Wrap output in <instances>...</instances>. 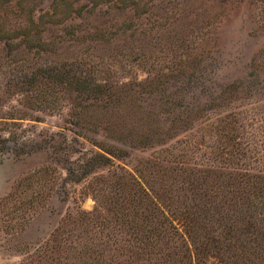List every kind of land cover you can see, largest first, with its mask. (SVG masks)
Wrapping results in <instances>:
<instances>
[{"label":"rangeland","instance_id":"374dc122","mask_svg":"<svg viewBox=\"0 0 264 264\" xmlns=\"http://www.w3.org/2000/svg\"><path fill=\"white\" fill-rule=\"evenodd\" d=\"M0 25L19 44L0 42V264H167L185 230L231 243L264 227V199L237 181L264 178V0H0ZM66 55L99 57L112 80H158L148 97L168 110L151 112L162 135L81 173L92 140L114 143L89 129L95 117L72 125L64 100L36 109L3 86ZM127 113L124 130L142 124ZM177 115L188 117L170 127ZM203 253L190 264H223ZM258 254L264 264V243Z\"/></svg>","mask_w":264,"mask_h":264},{"label":"trees","instance_id":"16d2710c","mask_svg":"<svg viewBox=\"0 0 264 264\" xmlns=\"http://www.w3.org/2000/svg\"><path fill=\"white\" fill-rule=\"evenodd\" d=\"M122 7L125 8L126 4H123ZM91 10L92 8L85 11L88 13ZM75 15L79 17L81 14L76 10ZM27 22L31 24L32 21L29 19ZM4 28L3 25H0V42H2V49L10 53V50L15 49L19 44H15L13 48V37L9 36L7 29L5 30ZM127 28L128 26H125L123 29L127 30ZM97 36L98 38L92 39H103L101 35ZM35 40L39 42L38 38ZM21 41L27 46L32 44L31 40H23L22 38ZM44 45V42H39L37 45V47L42 46L40 48L42 53L55 54L53 50H46ZM96 59L98 61H86L77 55H66L61 57V59L55 57V59L43 62L42 66L8 73L10 77L4 81L3 85L5 89L11 86L14 89L17 88L21 97L31 101L36 109L51 107L56 110L59 108V101L64 100L68 104L70 112L69 123L72 125L88 127L91 117H95L93 120L95 122H92L95 124V128L91 127L89 129L92 132H97L96 127L100 125L103 138L114 143L106 145L103 141L92 140V144L99 150L94 151L84 161L81 173L102 165L108 161V156L121 157L125 155L126 151L123 147L147 145L153 138L162 135L163 129L156 128V126L160 127L159 120L151 112H156L154 109L158 110V112H168L166 108L161 107L158 99L156 103H152L150 97H148L152 87L158 89L160 85L158 80H156L155 86L146 79L112 80L110 77L113 75V67L111 65L104 67L100 64L99 57H96ZM169 103L172 106L175 104L173 101H169ZM127 112H143V120L137 119V122L140 121L142 124L130 126L131 128L127 129V131L124 130L126 129V122L122 116L128 115ZM187 117V115L175 116L174 119L169 121L170 127L184 123ZM17 118H22V116ZM237 181L243 193L247 192L245 187L249 184L250 190L247 196L251 195L254 198L264 199V178L262 176L253 173H249V175L243 174L238 177ZM90 211L94 212V208ZM184 218V216L179 218L182 227L185 225ZM261 222V225L264 226V220L261 219ZM248 226L250 227L249 230L241 229L240 233L242 236H238L236 240L233 238L234 241L231 243H229L231 238L229 236L222 237L225 242H219V238L208 242L206 239V241L203 240L206 236L201 234L202 232L196 231L198 233L191 236L185 230L184 233L187 235L188 243L190 244L186 242H180L178 245L173 244L170 263L167 264H190L192 254L197 259L195 261L199 262L204 257L203 251L207 247L214 250L212 255H216L223 264H256L255 261L259 263L258 249L262 250L263 247L264 227H258L252 221L248 223ZM199 227L204 229L203 226ZM146 231L149 232V228ZM250 231L252 234L248 235ZM224 232L232 236L231 226L227 225L224 227ZM198 234H201V241L198 240ZM164 247L167 248L166 245ZM165 248H157L159 249L158 253H162L163 260L166 258V253H163ZM220 255H223L224 258H220Z\"/></svg>","mask_w":264,"mask_h":264}]
</instances>
